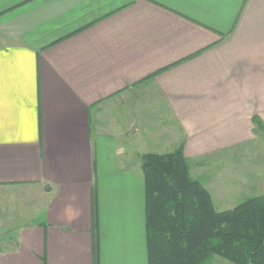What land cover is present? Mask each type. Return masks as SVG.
Listing matches in <instances>:
<instances>
[{
    "label": "crops",
    "instance_id": "0c3cea01",
    "mask_svg": "<svg viewBox=\"0 0 264 264\" xmlns=\"http://www.w3.org/2000/svg\"><path fill=\"white\" fill-rule=\"evenodd\" d=\"M255 118L264 0H0V198L34 207L0 264H149L143 155L182 145L233 209L264 194Z\"/></svg>",
    "mask_w": 264,
    "mask_h": 264
},
{
    "label": "trees",
    "instance_id": "16d2710c",
    "mask_svg": "<svg viewBox=\"0 0 264 264\" xmlns=\"http://www.w3.org/2000/svg\"><path fill=\"white\" fill-rule=\"evenodd\" d=\"M256 132L264 124L255 118ZM146 185L149 264H206L214 256L234 264H264V194L218 211L191 173L181 145L142 157Z\"/></svg>",
    "mask_w": 264,
    "mask_h": 264
},
{
    "label": "rangeland",
    "instance_id": "374dc122",
    "mask_svg": "<svg viewBox=\"0 0 264 264\" xmlns=\"http://www.w3.org/2000/svg\"><path fill=\"white\" fill-rule=\"evenodd\" d=\"M193 167V164H191ZM195 177V175L193 174ZM15 197L0 198V239L3 236L11 234L17 227L26 224L30 221L34 207L32 205H22V195L19 191H14ZM23 211V212H22ZM22 212L24 213L22 215ZM22 215V216H21ZM206 264H234L233 262L220 257L214 256Z\"/></svg>",
    "mask_w": 264,
    "mask_h": 264
}]
</instances>
